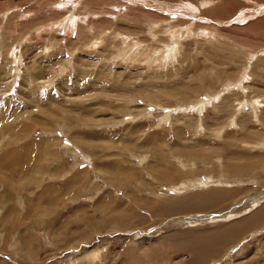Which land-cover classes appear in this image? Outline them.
Listing matches in <instances>:
<instances>
[{
    "label": "rangeland",
    "instance_id": "374dc122",
    "mask_svg": "<svg viewBox=\"0 0 264 264\" xmlns=\"http://www.w3.org/2000/svg\"><path fill=\"white\" fill-rule=\"evenodd\" d=\"M0 264H264V0H0Z\"/></svg>",
    "mask_w": 264,
    "mask_h": 264
},
{
    "label": "bare ground",
    "instance_id": "6f19581e",
    "mask_svg": "<svg viewBox=\"0 0 264 264\" xmlns=\"http://www.w3.org/2000/svg\"><path fill=\"white\" fill-rule=\"evenodd\" d=\"M205 36V35H204ZM130 46H133V45H130ZM129 47V46H128ZM130 48V47H129ZM133 49H134V47L133 48H131V50L130 51H132V53H133ZM146 52V51H145ZM148 52H149V50H148ZM141 54V53H140ZM140 54H138L139 55V57L141 56ZM154 60H157V59H154ZM197 183V182H196ZM195 183V184H196ZM205 183H206V181H205ZM204 182H203V184H205ZM198 185V184H197ZM221 195H222V193H221ZM225 196V195H224Z\"/></svg>",
    "mask_w": 264,
    "mask_h": 264
}]
</instances>
